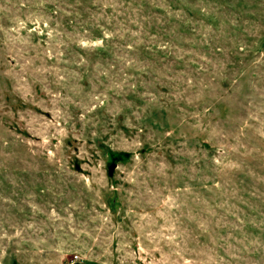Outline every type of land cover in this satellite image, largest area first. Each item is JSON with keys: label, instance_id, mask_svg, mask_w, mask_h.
<instances>
[{"label": "rangeland", "instance_id": "374dc122", "mask_svg": "<svg viewBox=\"0 0 264 264\" xmlns=\"http://www.w3.org/2000/svg\"><path fill=\"white\" fill-rule=\"evenodd\" d=\"M0 264H264V0H0Z\"/></svg>", "mask_w": 264, "mask_h": 264}, {"label": "water", "instance_id": "95a60500", "mask_svg": "<svg viewBox=\"0 0 264 264\" xmlns=\"http://www.w3.org/2000/svg\"><path fill=\"white\" fill-rule=\"evenodd\" d=\"M115 167H116V162L113 160L112 163H111V164L109 165V167H108V174H109V175H112V173H113Z\"/></svg>", "mask_w": 264, "mask_h": 264}]
</instances>
